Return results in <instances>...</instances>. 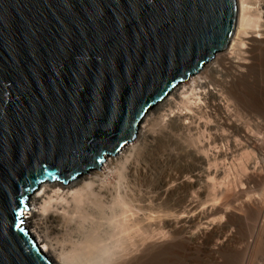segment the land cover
I'll return each mask as SVG.
<instances>
[{"label": "water", "instance_id": "water-1", "mask_svg": "<svg viewBox=\"0 0 264 264\" xmlns=\"http://www.w3.org/2000/svg\"><path fill=\"white\" fill-rule=\"evenodd\" d=\"M236 15V0H0V264H51L22 225L28 195L130 143Z\"/></svg>", "mask_w": 264, "mask_h": 264}, {"label": "rangeland", "instance_id": "rangeland-1", "mask_svg": "<svg viewBox=\"0 0 264 264\" xmlns=\"http://www.w3.org/2000/svg\"><path fill=\"white\" fill-rule=\"evenodd\" d=\"M262 2H263L262 0H247L248 12L251 15L253 14L252 18H255L258 21L259 26L249 27V29L247 28L243 37H242V35L240 36L241 40H242V45H241V47L239 46V51H238V49L235 50V52L237 51L238 53L236 52V54L234 55L236 57L235 60L236 61L238 60V62H240V64L236 65L237 64L236 63L235 64L236 67L235 66L231 67V66H229V64L228 65L226 64V67H224L223 65L222 66L219 65V68L221 70V74L217 73L218 74L217 75L215 73H211V74L209 73L207 75V76H209V79L212 81L211 83H214L212 85L214 87L217 85L216 87L218 88V90H220L221 93L223 92L222 96L224 98L222 97L223 101L221 102L223 108H221V109L217 108L216 104L218 103V100L212 99L208 95H204L203 93L197 94V97H189V99H187V101H186L185 98L187 95H186V93L182 94V92L186 91L187 88L189 87L190 81L192 79L191 78V79H187V80H185L179 84L180 86L175 91V93H176L175 96H172V98L170 99V101H172V102H168V104L166 103L165 105L161 104V106L158 105L157 108H152L151 110L150 109L148 110L149 113L144 120L145 124L143 123L141 125H143L144 127L146 126L145 128H147V129L149 127H152V128H149V130L150 129L153 131L155 130V132H156L155 136H157V133H158V135H159V133H168L167 129H168V131L170 130V132L172 130V132L171 133L169 132V133L172 136L176 137V142H177V140H179V139H177V136L178 137L180 136L179 137L180 140L182 139V142L180 141L181 145L183 142H184V145L188 144V146L185 145L186 147L182 145V150H181L177 145H174L173 142H171V144H169L170 142L167 143L164 141V143H163L165 145L164 148L162 146L163 144L158 145V147H156L157 152L155 151V153L157 154V156L158 155L162 156V154H164V150L166 148V151H165L166 153H170L169 151H171L173 156L177 155L176 158H178V159L173 160L172 162H174V163H172V162L162 163L163 165L159 164V166H158L156 159L154 160L153 158L150 157V155L148 156L150 151L147 148L148 143L146 144V142H149V140H151V139H148V141L143 142L144 143L143 144L141 142L140 136H138L137 138L135 136V138L128 144L129 146H132L134 148L136 145H139L140 143L142 144V145L141 144L139 145V148L136 147V149L138 148L142 152H140L139 150L137 151L135 149L136 151L134 152V154L136 156L133 154V156H135V157H133V162H136V163L139 162V164L141 166L139 164L137 165L136 163H134L135 165H137L136 166L137 168H138V166H140L138 168L139 170L136 169V171H135V173L137 174L138 177L134 173V176L129 177V179L126 178L127 181H126V179L124 180L126 182H123V180H122V183L120 182L122 184V185L120 184V186H122V188L125 189V187H129V188L131 187L130 189L126 188L128 190H131V189H134L132 187V186H134L135 188H138L137 190L151 192L152 195H154V193H155L156 196L158 197L157 202H159V203L156 202V208H157L156 215H159V213L161 215V213H162V216H163V215H166V214L169 215V213H172L173 215L170 214L171 216H175V217L183 216V215H186V212L188 213L189 208L193 204L195 206L197 205V207H195L193 205L194 208L197 209L195 211L198 214L200 212V214H199L201 217L200 219L198 217L192 223H185L186 226L184 224L183 228H179L180 224L178 225V223L176 222L177 224L175 226H177L178 228L177 227L172 228V231H171L170 236H169L170 237V241H169L170 246L168 247V249H160L154 255V257H153L154 259L152 261V264H264V209H263V211H261V214H260V212H258L259 208L257 207L262 202L264 204V199H263L264 198V151H263L264 146H262V145H264V42H263V39H261L262 36H264V34H263L264 33V27H262L264 25V7L261 6ZM261 15H263V16H261ZM260 28L263 29V31L260 30ZM261 34H263V35H261ZM253 36H255V37H253ZM256 36H257V38H256ZM250 38L251 39L255 38V39L251 40ZM251 41H253V42H251ZM259 41H260V43H259ZM261 42H262V44H261ZM256 43L257 44L259 43V44L256 45ZM259 45H261V46H259ZM256 47H257V49H253ZM222 54H224V52H222V51L217 53L214 56V58L211 59L212 62L209 65L213 64V62H217L216 60H218L219 59L218 57L219 56L221 57ZM247 55H250V56H247ZM247 60H248V62H247ZM245 61L247 64L245 63ZM209 65H208V67H209ZM243 67H245L246 70ZM237 70H240V71L243 70L244 71V73H243V71L241 72L240 78L238 77L239 81H238L237 87L232 88V89L231 88L228 89V88L223 87L222 82H220L219 80L224 78L225 80L230 81L231 75H233L234 73L235 74L239 73ZM198 75H200V74H197L196 76H198ZM211 75H212V77H211ZM214 75L216 78L213 77ZM220 75H222V76H220ZM218 84L219 85L221 84V85L218 86ZM206 96H208L207 99H206ZM192 98H193V100H192ZM168 99H169V97H168ZM196 99H197V101H196ZM224 110L226 113L228 112V114H227L228 116L226 115V113H223ZM175 113L176 114L178 113L177 118L179 120L181 119L183 124H184V125L182 124L181 125L182 128L179 127L178 130H176L177 127H175L174 125H172V123H170L171 119L174 117V116L173 117H171V116ZM223 114H225V115H223ZM229 114H231V115L229 116ZM167 115L169 116V118ZM223 116L226 117V119ZM158 117L160 120L158 119ZM170 117H171V119H170ZM229 117H231L232 119ZM235 120H236V122H235ZM154 122H156V123H154ZM219 122H220V124H219ZM157 123H158V125H157ZM166 123L167 124L170 123V124L167 125ZM229 123H236V124L244 127L242 130L243 132H240L241 135L240 134L235 135L234 133L229 132L230 131L229 129L224 127V124H229ZM244 123H247V124L245 125ZM150 124H152V125L150 126ZM214 124H215L216 128L213 127ZM219 125L221 128L219 127ZM258 125H259V127H258ZM187 126H188V128H185ZM183 127L186 130H184ZM209 127H210V129H209ZM211 127H212V129H211ZM174 128H176V129H174ZM180 128H181L182 134L184 132L186 133V134L185 133L183 134V136L185 135L184 138H186V139L189 138V139H187L189 141L191 140L190 143L187 142V140L183 138L182 134L180 133ZM220 129H223V131L222 130L220 131ZM151 130H150L151 134H154V132L152 133ZM162 130H164L166 132H164ZM225 130H226V132H225ZM216 131H217L218 135L215 136V134H217V133L214 134V132H216ZM250 131H252V132H250ZM173 132L176 134V136L173 134ZM178 133H180V134L178 135ZM187 134H188V136H187ZM247 134L249 136H251L252 139L254 138L253 141L255 140L254 141L255 144L253 147H252L253 144L249 145V143L245 141L244 136H246ZM222 135H224V136H222ZM181 136H182V138H181ZM218 136L223 137V138L221 139V142L218 141L215 143V139ZM232 136H233V138L234 137L235 138L234 139L231 138ZM236 136H238V137H236ZM241 138H243V139H241ZM183 139L186 141H184ZM228 139H229V142H228ZM197 140H199L200 142ZM213 140H214V143H212ZM226 141H227L228 145H227ZM256 141H257V144H258V142L260 144L257 145ZM167 145L168 146L170 145V147H167ZM172 145H174V146H172ZM140 147H143L142 149H144V150H141ZM260 147H262L261 150H260ZM168 148L170 150H168ZM173 148H175V150H177V151H173L174 150ZM186 148H187V150L189 149L188 152H187ZM178 150L183 151L184 154L182 152H179ZM172 151L175 152V154ZM136 152H138V153L140 152V153L137 155ZM196 152H197V154H196ZM191 153H193V154H191ZM260 153H262V154H260ZM144 154L145 155L147 154L146 157ZM156 154L154 155L155 157H157ZM223 154H227V155H225L227 158L224 159ZM198 155H199V157L201 156L204 159L206 156L207 157L209 156L208 158H206L207 161L204 160V162H203V163H205V165H203V163L200 165V166H202V167H200L201 171L193 169L194 166L192 164V163H194V165L197 164V163H195V161H197L196 158ZM136 157L138 158L137 159L138 161H134V160H136ZM184 157L186 160L184 159ZM215 157H216V159H215ZM222 158H223V160H221ZM191 159H192V161H191ZM213 159L216 161H214ZM260 159H262V160H260ZM188 160H190V161L188 162ZM176 161H178V162H176ZM181 161H182V163H180ZM175 162H176L177 166H179V167L176 166ZM190 162H192V163H190ZM144 164H145V166H144ZM144 169H145V171H144ZM203 169H205L206 172L208 171L209 174L206 172L205 173H199V172H203L204 171ZM142 170L144 172H146V171L147 172L144 174ZM176 170H177V172H176ZM188 170L190 171V173ZM149 172H151L153 175ZM177 173H178V176H177ZM194 174H199V175L202 174L200 182L202 183V181H203L202 185L205 187L204 193L203 194H202V192L199 193L194 188H192L190 190L188 189L185 192V196H186L185 198L186 199L184 201H181L180 196L177 197V194L180 195L181 191H185V190H179L178 189V183H179V181H182L183 179L191 180L192 175H194ZM173 175H175V176L173 177ZM152 176H153V178H152ZM182 176H184V177H182ZM187 176H189L190 179ZM166 177H168V178H166ZM149 178H150V180H149ZM133 180H134V182H133ZM158 180L160 183L158 182ZM165 180L167 181V183ZM174 180H175V182H174ZM164 181H165V183H164ZM106 182H107V187L111 186L110 188H112V186L113 187L116 186V184L118 183L117 175H115L114 177L113 176L110 177L109 179L106 180ZM153 182H155V183H153ZM108 183L110 184V186H108L109 185ZM152 183L154 184V186ZM150 186H153V187H150ZM140 188H143V189H140ZM162 188L164 189V191ZM52 189H54V188L52 187ZM52 189L50 187H49V189L47 188V191H49V193L47 192L48 195H46L47 194L46 193L45 194L46 196L44 195V197L47 199L48 196H52V201H51L52 206L55 205V207H56L57 204H60L59 202L62 203L61 205H64V203L66 205V200L64 202V200L60 201L59 199L55 198V196L53 194L54 190H52ZM192 190H193V192H191ZM262 190H263V192H262ZM164 193H165V196H164ZM160 197L163 200H161ZM256 199L259 201H257ZM69 200H70V198H67V201H69ZM261 200H262V202H261ZM41 201H43V199ZM250 201H251V205H250ZM246 203L247 204L249 203V206ZM108 204L106 203V214L102 213V215L100 214V216L103 217L104 215H108V220H109V218H110L109 213L111 214V212H109V211H111V209H110V206H108V208H107ZM67 205H69V204H67ZM88 205L92 206V203H88L85 207L82 208L83 210L79 207V209H81L80 214L82 212H84V209ZM93 205H94V203H93ZM243 205H244V207H243ZM69 206H70L69 208H72L71 203ZM157 206H161V207H157ZM252 206H254L255 208ZM55 207H52V208L54 209ZM94 207H93V209H95V211L98 212L99 209L96 207L94 208ZM220 207H221V212L218 211V209L220 210ZM39 208H40V206L38 207V209ZM213 208H215V209L213 210ZM29 209L31 210L33 208L29 207ZM88 209L91 211L93 210L92 208H89V207H87V209H85V210L87 211ZM164 209L167 211H165ZM210 209L212 210L211 212H213V214L209 213ZM35 211H37V210H35ZM91 211H88V212L90 213ZM95 211H94V213L91 212L90 214L86 213V212L85 213L87 215H90L89 217H91V219H92L93 216H91V214H94V216H96L97 214L99 215V212H101V211H99L96 214ZM77 212H79V211H77ZM77 212L73 213V215L75 217L77 216L76 215ZM163 213H166V214H163ZM177 213H179V214H177ZM201 213H202V215H201ZM86 214H84V215H86ZM127 214H125V216L127 215V217H129V214H131V213H127ZM73 215H72V217H73ZM87 215L85 216L86 219H88ZM79 216L81 217L82 214ZM162 216L160 217V219L162 218ZM24 217H25V215H24ZM80 217H78V218H80ZM99 217H97L96 219L101 218L102 220H104V218H102V217L99 218ZM72 219H74V218H72ZM81 219H85L84 216L81 217ZM93 219L91 222H93ZM131 219H129V220H131ZM160 219H158L159 224L161 221ZM75 220L78 221L76 218H75ZM126 220H127V218H126ZM198 220H199V222H198ZM96 221L92 224L93 227L90 225L93 230H97L99 228V226L101 225V224H99V226H98L97 224L99 221H97V223H96ZM86 222H82L80 220L78 222H75V224L77 225V223H78L79 227L81 226L80 228H82L81 224L82 223L85 224ZM104 222H105V224H103ZM101 223L103 224V226L101 225V227H104L106 225L105 220ZM107 223H109V221ZM87 224H91V223L87 222L84 225L85 227L86 226L87 227L85 228L83 226V229H91V228H89V226ZM95 224L97 227L96 226L94 227ZM101 229H98V230L102 231ZM107 230H108V226H107ZM156 233H157V235H155V236H156V238H158L157 239L158 241H160V240L162 241L163 237H164V239L166 238L165 237L166 234H164V231L160 230ZM161 233H163V234H161ZM161 236H163V237H161Z\"/></svg>", "mask_w": 264, "mask_h": 264}, {"label": "bare ground", "instance_id": "bare-ground-1", "mask_svg": "<svg viewBox=\"0 0 264 264\" xmlns=\"http://www.w3.org/2000/svg\"><path fill=\"white\" fill-rule=\"evenodd\" d=\"M262 4L264 3V0H262ZM261 6L264 7V4ZM236 5H237V15H236V22H235V27H234V31L232 34V37L227 45V47L222 51L224 52V54H222V56L218 57L216 60L217 62H213V64L209 65L212 61L210 60L207 64H205L200 71H198L196 74H194L193 76H191L189 79H191L189 87L187 88L186 91L182 92V94L186 93V101L187 99H189V97H197V94L199 93H203L204 95H208L210 98L212 99H216L218 100V103L216 104V107L221 109L222 104L221 102L223 101L222 99V93L220 92V90H218V88L215 86H213L211 83L212 81L209 79V76H207L209 73H215V74H221V70L219 68L220 66H224L226 67V64L231 67L240 64V62H238V60L236 61V57L234 56L236 54L235 50L238 49L239 51V46L241 47L242 45V40H241V35L243 37V35L246 32V29L249 27H256L259 26L258 25V21L255 18H252V15L248 12V5H247V0H236ZM250 9V8H249ZM251 10V9H250ZM263 16V15H261ZM256 17V16H255ZM264 27V25L262 26ZM261 27V28H262ZM263 31V29H261ZM260 32V31H259ZM263 33V32H262ZM264 34V33H263ZM261 34V35H263ZM260 35V34H259ZM246 36V35H245ZM255 37V36H253ZM257 38V36H256ZM261 38V37H260ZM251 39V38H250ZM255 39V38H252ZM251 39V40H252ZM263 42H264V36H262ZM257 40V39H256ZM245 42V41H244ZM253 42V41H251ZM255 42V41H254ZM246 43V42H245ZM260 43V41H259ZM258 43V44H259ZM256 43V45H258ZM262 44V42H261ZM254 45V44H253ZM252 45V46H253ZM245 46V45H244ZM261 46V45H259ZM253 49H257L253 48ZM251 50V49H250ZM249 50V51H250ZM238 53V52H237ZM252 53V52H251ZM246 54V53H245ZM238 56V55H237ZM250 56V55H247ZM252 57V56H251ZM214 58V57H213ZM212 58V59H213ZM250 61V60H249ZM252 61V60H251ZM248 62V60H247ZM244 63V62H243ZM246 63V61H245ZM250 63V62H249ZM247 64V63H246ZM209 65V67H208ZM244 65V64H243ZM236 67V66H235ZM240 68V67H239ZM245 69V67H243ZM242 69V68H241ZM240 69V70H241ZM237 70L239 73L237 74H233L230 77V81L225 80L224 78H222L221 80H219L220 82H222V86L228 89H232V88H236L237 84H238V79L241 76V72ZM246 70V69H245ZM204 72V73H203ZM230 73V72H229ZM244 73V71H243ZM197 74H200L198 76H196ZM217 74V75H218ZM213 75V74H212ZM211 75V77H212ZM222 76V75H220ZM214 78L215 75L213 76ZM239 77V78H238ZM246 78V77H245ZM219 79V78H218ZM216 80V79H215ZM217 81V80H216ZM260 82V81H259ZM221 85V84H220ZM218 84V86H220ZM180 85H178L175 89H173L170 93H168V95L159 103H157L154 107L152 108H157L158 105L161 106V104H168V102H172L170 101V99L172 98V96H175V91L179 88ZM220 88V87H219ZM225 91V90H224ZM171 95V96H170ZM206 96V99L207 97ZM169 97V99H168ZM185 97V96H184ZM237 97V96H236ZM204 98V97H203ZM224 98V97H223ZM211 99V100H212ZM193 100V98H192ZM200 100V99H199ZM197 101V99H196ZM184 102V101H183ZM193 102V101H192ZM191 102V103H192ZM190 103V104H191ZM214 103V102H213ZM171 104V103H170ZM194 104V103H193ZM208 104V103H207ZM210 105V104H209ZM191 106V105H190ZM170 107V106H169ZM188 107V106H187ZM213 107V106H212ZM151 108V109H152ZM161 108V107H160ZM150 109V110H151ZM189 109V108H188ZM216 109V108H215ZM171 111V110H170ZM189 111V110H188ZM192 111V110H191ZM190 111V112H191ZM223 111V110H222ZM149 111L142 117L139 126L137 128V132H136V138L138 136H140L141 138V142H145L149 140V142H146L147 148L149 149L150 153L148 154V156L150 155L151 158H153L154 160L156 159L158 166L159 164L162 163H168V162H172L173 160H176L178 158H176V156H173V154L171 153V151H169L170 153H166V148L164 150V154H162V156H157V154L155 153L156 147H158V145H162L165 142H170L169 144H171V142L174 143V145H177L181 150H182V145L183 146H188V144L184 145V142L181 145L182 139L180 140V136H177V142H176V137L172 136L170 133V130L167 132L169 133H157V136H155V130H151L152 133L154 132V134H151L149 128L148 129L145 128L143 125L144 120L146 118V116L148 115ZM223 113H226L225 110ZM176 114V113H175ZM173 114L171 117H173L170 121V123H172V125H174L176 128V130L179 129V127L182 128V120L178 119L177 115L178 113L175 115ZM222 114V113H221ZM228 114V112L226 113V115ZM182 115V114H181ZM201 115V114H200ZM225 115V114H223ZM231 114H229L230 116ZM168 116V115H167ZM180 116V115H179ZM220 116V115H219ZM228 116V115H227ZM241 116V115H240ZM182 117V116H181ZM196 117V116H195ZM224 117V116H223ZM238 117V116H237ZM169 118V116H168ZM187 118V117H186ZM226 119V117H224ZM231 118V117H229ZM248 118V117H247ZM159 119V117H158ZM162 119V118H161ZM211 119V118H210ZM232 119V118H231ZM241 119V118H240ZM245 119V118H244ZM147 120V119H146ZM160 120V119H159ZM187 120V119H186ZM259 120V119H258ZM257 120V121H258ZM157 121V120H156ZM224 121V120H223ZM231 121V120H230ZM233 121V120H232ZM147 122V121H146ZM151 122V121H150ZM227 122V121H226ZM236 122V120H235ZM156 123V122H154ZM168 123V124H170ZM190 123V122H189ZM145 124V123H144ZM167 124V123H166ZM167 124V125H168ZM217 124V123H216ZM220 124V122H219ZM222 124V123H221ZM245 125L247 123H244ZM152 124H150L151 126ZM158 125V123H157ZM171 125V126H172ZM184 125V124H183ZM164 126V125H163ZM173 126V127H174ZM186 126V125H185ZM148 127V126H147ZM215 124H214V126ZM220 127V125H219ZM224 127H226L227 129H229V132L234 133L235 135H239L240 132H243V128L241 125H238L236 123H229V124H224ZM250 127V126H249ZM255 127V126H254ZM259 127V125H258ZM161 128V127H160ZM166 128V127H165ZM168 128V127H167ZM180 128V133L182 132ZM184 128V127H183ZM185 128H188L185 127ZM184 128V130H186ZM221 128V127H220ZM162 129V128H161ZM172 129V128H171ZM210 129V127H209ZM212 129V127H211ZM224 129V128H223ZM223 129H220V131ZM252 129V128H251ZM166 130V129H165ZM253 130V129H252ZM260 130V129H259ZM159 131V130H158ZM157 131V132H158ZM164 131V130H162ZM188 131V130H187ZM219 131V130H218ZM227 131V132H228ZM256 131V130H255ZM166 132V131H164ZM213 132V131H212ZM226 132V130H225ZM247 132V131H246ZM245 132V133H246ZM252 132V131H250ZM178 133V135L180 134ZM185 133V132H184ZM183 133V134H184ZM217 133L214 132V134ZM222 133V132H221ZM248 133V132H247ZM173 134L176 136V134L173 132ZM182 134V133H181ZM182 134V136H183ZM186 134V133H185ZM231 134V133H230ZM154 135V136H153ZM218 135L215 134V136ZM229 135V134H228ZM241 135V134H240ZM243 135V134H242ZM181 136V138H182ZM188 136V134H187ZM186 136V137H187ZM224 136V135H222ZM230 136V135H229ZM228 136V137H229ZM185 137V135L183 136V138ZM238 137V136H236ZM213 138V137H212ZM223 137H216L215 139V143L220 141ZM233 138V136L231 137ZM235 138V137H234ZM233 138V139H234ZM245 141L249 143V145H252V147L254 146V141L251 138V136H249L248 134L246 136H244ZM186 139V138H184ZM183 139V140H184ZM189 139V138H187ZM186 139V140H187ZM191 139V138H190ZM230 139V138H229ZM228 139V142H229ZM243 139V138H241ZM184 140V141H186ZM226 140V139H225ZM181 141V142H180ZM191 141V140H190ZM189 140H187V142L190 143ZM199 141V140H197ZM263 141V140H262ZM140 142V141H139ZM180 142V143H179ZM200 142V141H199ZM166 143V144H167ZM186 143V142H185ZM214 143V140L213 142ZM227 143V141H226ZM129 144V143H128ZM128 144H126L125 146H123L115 155L109 156L106 159H104L102 166L99 169L96 168H90L87 171V175L80 173L77 177H75L74 179L65 182V183H61L59 181H45L41 184H39L36 189H34L27 197V207H28V211H25L23 213L24 216H22V225L24 226V228L27 230L28 234L33 238V240L36 242V244L39 246L40 250L44 253L45 257L48 259V261L51 264H152L153 261V257L154 255L160 250V249H168L169 245V241H170V233L172 231V228H176L177 226H175L177 223L178 225L180 224L179 228H183L185 223H192L194 220H196L198 217L199 219L200 217V212L199 214L195 211L197 209L194 208V206L192 205L189 208L188 213L186 212V215L183 216H171L173 215L172 213H169V215H163L162 213L160 215H156L157 213V208H156V202L158 200V197L156 196V194L154 193V195L151 194V192H147V191H141V190H137L138 188H135L134 186H132L134 189L128 190L130 189L129 187H125L122 188V186H120V184L123 182H126L127 179H129V177L134 176V173L136 171V169H138L141 165L139 164V162H133V157H135L136 155L134 154V152L137 150H139V145H136L135 148L132 146H129ZM144 144V143H143ZM247 144V143H246ZM257 144V141H256ZM260 143L258 142L257 145H259ZM263 144V143H262ZM142 145V144H141ZM172 145V146H174ZM213 145V144H212ZM223 145V144H222ZM228 145V143H227ZM164 148V144L162 145ZM185 146V147H186ZM247 146V145H246ZM264 146V145H262ZM136 147H138L136 149ZM145 147V146H144ZM167 147H170V145ZM184 147V148H185ZM190 147V146H189ZM188 147V148H189ZM207 147V146H206ZM205 147V148H206ZM248 147V146H247ZM143 147H140L141 150ZM146 148V147H145ZM172 148V147H171ZM176 148V147H175ZM175 148H173V151H177L175 150ZM262 147H260L261 150ZM136 149V150H135ZM178 149V148H177ZM201 149V148H200ZM204 149V148H203ZM256 149V148H255ZM264 149V148H263ZM262 149V150H263ZM147 150V149H146ZM168 150H170L168 148ZM185 150V149H184ZM187 150V148H186ZM185 150V151H186ZM189 150V149H188ZM187 150V152H188ZM232 150V149H231ZM259 150V149H258ZM140 151V150H139ZM172 151V152H173ZM179 151V150H178ZM198 151V150H197ZM206 151V150H205ZM256 151V150H255ZM264 151V150H263ZM142 152V151H140ZM139 152V153H140ZM182 152L183 151H179ZM178 152V153H179ZM192 152V151H191ZM200 152V151H199ZM223 152V151H222ZM137 155L139 154L138 152H136ZM175 154V152H173ZM133 154L135 156H133ZM156 154L157 157H155L154 155ZM180 154V153H179ZM184 154V153H183ZM193 154V153H191ZM197 154V152H196ZM195 154V155H196ZM262 154V153H260ZM145 155V154H144ZM147 155V154H146ZM145 155V157H146ZM182 155V154H181ZM220 155V154H219ZM225 155L227 154H223L224 159L227 158ZM149 157V158H150ZM187 157V156H186ZM196 157V156H195ZM209 157V156H208ZM207 156L204 158H202L201 156L199 157V155L197 156L195 163H197L196 165H194V163L190 162L193 164L195 170H199L201 171L200 166L204 160H206V158H208ZM219 157V156H218ZM222 157V156H221ZM220 157V158H221ZM182 158V157H181ZM138 158L136 157V160L134 161H138ZM185 159V157H184ZM195 159V158H194ZM216 159V157H215ZM146 160V159H145ZM186 160V159H185ZM184 160V161H185ZM209 160V159H208ZM214 160V159H213ZM223 160V158L221 159ZM262 160V159H260ZM140 161V160H139ZM142 161V160H141ZM190 160H188L189 162ZM192 161V159H191ZM207 161V160H206ZM205 161V162H206ZM216 161V160H214ZM154 162V161H153ZM178 162V161H176ZM175 162V164H176ZM134 163H136L137 165L139 164L140 166H138V168L136 167L137 165H135ZM156 163V162H155ZM174 163V162H172ZM182 163V161L180 162ZM189 163V164H190ZM207 163V162H206ZM154 164V163H153ZM188 164V163H187ZM263 164V163H262ZM163 165V164H162ZM203 165H205V163H203ZM145 166V164H144ZM157 166V165H156ZM161 166V165H160ZM177 166V164H176ZM147 167V166H146ZM145 167V168H146ZM179 167V166H177ZM183 168V167H182ZM142 169V168H141ZM156 169V168H155ZM167 169V168H166ZM179 169V168H178ZM185 169V168H184ZM189 169V168H188ZM192 169V168H191ZM139 170V169H138ZM149 170V169H148ZM171 170V169H170ZM173 170V169H172ZM204 170V171H203ZM203 172H199V173H205V169H203ZM143 171V170H142ZM145 171V169H144ZM143 173L145 174L146 172ZM179 171V170H178ZM181 171V170H180ZM189 171V170H188ZM260 171V170H259ZM262 171V170H261ZM177 172V170H176ZM198 172V171H197ZM142 173V172H141ZM142 173V174H143ZM151 173V172H149ZM154 173V172H153ZM190 173V171H189ZM192 173V172H191ZM208 173V171L206 172ZM136 174V173H135ZM141 174V175H142ZM148 174V173H147ZM152 174V173H151ZM155 174V173H154ZM157 174V173H156ZM159 174V173H158ZM175 174V173H174ZM180 174V173H179ZM209 174V173H208ZM115 175H117L118 178V183L116 184V186H112V188H110V184L107 187V182L106 180L109 179L110 177H114ZM153 175V174H152ZM183 175V174H182ZM137 176V174H136ZM143 176V175H142ZM150 176V175H149ZM156 176V175H155ZM175 175H173L174 177ZM178 176V173H177ZM186 176V175H185ZM138 177V176H137ZM151 177V176H150ZM169 177V176H168ZM166 177V178H168ZM180 177V176H179ZM184 177V176H182ZM189 178V176H187ZM191 177V176H190ZM201 177L202 174H194L192 175L191 180H186L183 179L182 181H179L178 183V189L179 190H185V191H181V194L178 195L177 193V197L180 196V200L184 201L186 198L185 196V192L189 189H196L199 193L202 192V194L204 193V186L202 185L201 181ZM127 178V179H126ZM141 178V177H140ZM147 178V177H146ZM153 178V176H152ZM161 178V177H160ZM164 178V177H163ZM187 178V179H188ZM126 179V181H124ZM148 179V178H147ZM146 179V180H147ZM172 179V178H171ZM174 179V178H173ZM190 179V178H189ZM203 179V178H202ZM139 180V179H138ZM141 180V179H140ZM143 180V179H142ZM150 180V178H149ZM155 180V179H154ZM160 180V179H159ZM158 180V182H159ZM162 180V179H161ZM167 180V179H166ZM165 180V181H166ZM164 181V183H165ZM121 182V183H120ZM134 182V180H133ZM143 182V181H142ZM145 182V181H144ZM149 182V181H148ZM169 182V181H168ZM175 182V180H174ZM116 183V182H115ZM147 183V182H146ZM150 183V182H149ZM155 183V182H153ZM152 183V184H153ZM160 183V182H159ZM167 183V181H166ZM170 183V182H169ZM151 184V185H152ZM115 185V184H114ZM122 185V184H121ZM166 185V184H165ZM128 186V185H127ZM149 186V185H148ZM154 186V184H153ZM150 186V187H153ZM159 186V185H158ZM49 187L52 189V187L54 189L53 194L55 196L56 199H59L60 201L65 202L66 200V205L64 203V205H61L62 203L59 202L60 204H57L56 207L55 205L52 206V196H48V198L46 199L44 197V195L49 191H47V188L49 189ZM56 187V188H55ZM140 187V186H139ZM149 187V188H150ZM161 187V186H160ZM128 188V189H126ZM158 188V187H157ZM143 189V188H140ZM154 189V188H153ZM163 189V188H162ZM51 190V191H52ZM149 190V189H148ZM154 191V190H153ZM164 191V189H163ZM162 191V192H163ZM178 191V190H177ZM253 191V190H252ZM190 192V191H189ZM193 192V190L191 191ZM263 192V190H262ZM48 193L46 195H48ZM184 193V194H183ZM243 193V192H242ZM45 195V196H46ZM165 196V193H164ZM175 196V195H174ZM224 197V196H223ZM67 198H70L69 201H67ZM164 198V197H163ZM43 199V201H41ZM161 199V197H160ZM179 199V198H178ZM188 199V198H187ZM264 199V198H263ZM92 202H91V201ZM163 200V199H161ZM257 200V199H256ZM58 201V200H57ZM88 201V202H87ZM170 201V200H169ZM187 201V200H186ZM259 201V200H257ZM173 202V201H172ZM177 202V201H176ZM248 202V201H247ZM254 202V201H253ZM262 202V200H261ZM70 203L72 204V208H69ZM88 203H92V206L98 208V212L99 215L97 214L98 212L95 211V209H93V207L90 205H88L87 207L92 208L96 214L97 217L100 216V214H106V203L107 208L108 206H110L111 214L109 213V220H108V215H104L102 218H104V220L106 221V225L104 227H101V225L103 226V224H105V222L102 224L101 222H103L104 220H102L100 217V219H96L97 217L94 216V214H91V217H89L90 215H87L86 213H89L88 211L91 210H85L87 209V207L84 209V212H82V216H84L85 219H81V217L79 215L81 212V209L83 207H85ZM94 203V205H93ZM159 203V202H157ZM169 203V202H168ZM69 204V205H67ZM187 204V203H186ZM247 204V203H246ZM83 205V206H82ZM166 205V204H165ZM180 205V204H179ZM249 206V203L247 204ZM250 205H251V201H250ZM40 206V208L38 209V207ZM68 206V207H67ZM82 206V207H81ZM190 206V205H189ZM264 204L263 202L260 203L257 207L259 208L260 214L261 211H263L264 209ZM33 208V209H29ZM52 207H55L54 209ZM79 207L81 209H79ZM94 207V208H95ZM157 207H161V206H157ZM163 207V206H162ZM167 207V206H166ZM165 207V208H166ZM183 207V206H182ZM197 207V205L195 206ZM226 207V206H225ZM240 207V206H239ZM244 207V205H243ZM254 207V206H252ZM184 208V207H183ZM255 208V207H254ZM253 208V209H254ZM162 209V208H161ZM188 209V208H187ZM215 208H213L214 210ZM223 209V208H222ZM37 210V211H35ZM83 210V209H82ZM92 210V211H93ZM109 210V209H108ZM165 210V209H164ZM182 210V209H181ZM224 210V209H223ZM222 210V211H223ZM257 210V209H256ZM79 211V212H77ZM91 211V212H92ZM94 211L92 213H94ZM104 211V212H103ZM167 211V210H165ZM209 211V210H208ZM212 210L210 209V214L213 212H211ZM218 211L221 212V207L220 210L218 209ZM28 212V213H27ZM77 212V216L80 217L78 218L77 216L75 217L73 215V213ZM86 212V213H85ZM90 212V213H91ZM161 212V211H160ZM163 212V211H162ZM169 212V211H168ZM179 212V211H178ZM256 212V211H255ZM86 214L88 216V219H86ZM89 213V214H90ZM127 213H131L129 214V217H127ZM190 213V214H189ZM206 213V212H205ZM125 214H127L125 216ZM171 214V215H170ZM179 214V213H177ZM73 215V217H72ZM202 215V213H201ZM162 216V218L160 219V217ZM132 219H131V218ZM204 217V216H203ZM74 218V219H72ZM75 218L78 221H82V222H90L91 224H87L89 226V228L91 229H83V226L85 224H81L82 228L79 227V224L77 223V225L75 224V222H78L75 220ZM127 218V220H126ZM160 219V224H159V220ZM80 219V220H79ZM98 222V226L99 224H101L99 226L98 229L100 230H93L92 229V224L96 221ZM131 219V220H129ZM75 220V221H74ZM95 220V221H94ZM96 221V223H97ZM101 221V222H100ZM109 221V223H107ZM177 222V223H176ZM199 222V220H198ZM75 225H74V224ZM80 223V222H79ZM182 223V224H181ZM108 224V225H107ZM198 224V223H197ZM92 227H91V226ZM96 226V224L94 225V227ZM107 226H108V230H107ZM186 226V224H185ZM258 226V225H257ZM85 227V226H84ZM87 227V226H86ZM85 227V228H86ZM97 227V226H96ZM101 227V228H100ZM106 227V228H105ZM178 228V227H177ZM194 228V227H193ZM95 229V228H94ZM164 231L165 235V239H164V235L161 236L163 237L162 241H158L155 235H157L156 232L158 231ZM175 230V229H174ZM193 230V229H192ZM190 232V231H189ZM256 232V231H255ZM156 233V234H155ZM163 234V233H161ZM158 237V236H157ZM256 239V238H255ZM256 242V241H255ZM44 243V244H43ZM251 246V245H250ZM248 247V246H247ZM248 254V253H247ZM187 263V262H186Z\"/></svg>", "mask_w": 264, "mask_h": 264}]
</instances>
